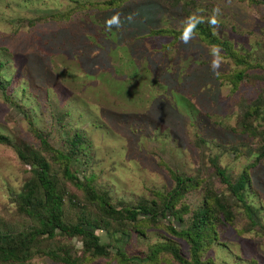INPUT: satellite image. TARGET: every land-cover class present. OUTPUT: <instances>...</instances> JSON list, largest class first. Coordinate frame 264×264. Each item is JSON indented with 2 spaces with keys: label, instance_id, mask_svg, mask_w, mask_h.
Listing matches in <instances>:
<instances>
[{
  "label": "rangeland",
  "instance_id": "374dc122",
  "mask_svg": "<svg viewBox=\"0 0 264 264\" xmlns=\"http://www.w3.org/2000/svg\"><path fill=\"white\" fill-rule=\"evenodd\" d=\"M104 1L108 0H0V62L16 86L14 101L21 106L5 100L0 91V132L15 143L38 147L22 111L32 113L35 125L49 133L50 144L62 150V141L81 129L91 149L87 164L74 162L73 167L97 191L109 192L114 207L121 202L134 206L141 198L152 199L155 191H170L174 186L170 172L200 174L207 179L203 186L234 203L204 161L218 156L219 165L237 178L254 158L256 140L241 131L239 120L264 89V80L257 78L264 75V2L193 0L187 14L182 7L189 0H128L118 9L81 8ZM215 8L220 10L219 24L212 32L230 42L236 55L247 58L244 54L249 53L248 63L254 65L236 85L233 77L244 66H237L224 51L214 73L212 46L196 35L184 43L181 37L152 34L179 31L193 20L206 21ZM66 14L70 19L49 18ZM114 16L119 23L109 27ZM42 18L49 19L29 23ZM197 138L210 144L202 149ZM50 164L51 173L59 175L57 165ZM28 170L13 149L0 145V219L14 227L24 222L13 200L20 195ZM249 174L252 193L247 201L261 208L264 221V159ZM65 189L82 199V192L71 184ZM201 199L202 191L195 190L186 203L193 209ZM64 211L69 219L77 216L67 204ZM235 212L233 226L219 229L222 245L203 253L202 260L264 264V238L242 234L248 219L241 209ZM184 219L181 227L186 228L189 215ZM172 226L179 229L178 224ZM140 229L142 235L126 230L125 235L107 236L97 231L100 241L119 249L127 262L112 250L107 258L83 264H154L145 255L157 242H174L190 259L183 240L161 227ZM52 243L51 249L66 245L81 254L79 238L56 237ZM164 253L155 264H175ZM26 264L62 263L36 257Z\"/></svg>",
  "mask_w": 264,
  "mask_h": 264
},
{
  "label": "trees",
  "instance_id": "16d2710c",
  "mask_svg": "<svg viewBox=\"0 0 264 264\" xmlns=\"http://www.w3.org/2000/svg\"><path fill=\"white\" fill-rule=\"evenodd\" d=\"M127 1L108 0L101 3H86L81 5V8L118 9ZM245 1L251 4L263 2L262 0ZM194 4L193 0L185 2L182 7L183 12L187 14ZM70 17L71 14L49 16L51 20L70 19ZM49 18L29 23L31 25L45 23ZM190 24L195 26L192 36L196 35L208 46H219L237 66H244L242 71L234 75L233 85L244 78L245 70L248 71L254 67L248 63L249 53L244 54L247 58L236 55L230 42L218 38L212 32L214 26L210 25L209 19L193 20ZM187 26L179 31L157 30L152 34H166L177 40ZM255 66L262 68L260 65ZM5 70V64L0 62V91L5 100L21 107L14 101L16 86L12 85V79L8 77ZM257 78L264 80V75ZM24 90L25 88H22V93ZM22 97L24 98L23 95ZM22 112L28 121L31 133L39 144L35 147L24 142L15 143L0 132V145L13 149L19 161L29 167L26 171L29 174L28 179L24 182L20 195L13 200L17 214L24 221L23 225L14 227L0 219V264H26L36 257H47L62 264H83L107 258L112 250L117 258L120 257L121 261L127 262L128 258H125L119 249L100 241L97 231L107 236L116 233L125 235L126 230L142 235L140 227L146 226L161 227L172 236L183 240L190 254V259L187 260L174 242H157L149 247L145 255L146 260L154 261V264L158 263L162 258L161 252H166L164 254H168L175 264H215L211 260L203 261L202 255L213 246L222 245L219 229L233 226L237 217L236 208L241 209L248 219V223L241 230L242 234L250 233L264 238L261 208L247 201L252 193L249 169L255 168L264 159V89L243 112L239 120L241 131L250 139L256 140L252 162L237 178H232L225 168L219 165L218 156L214 155L208 162L204 161L207 168L211 169L210 176H215L219 180L225 191L235 200L234 203L226 201L223 194L220 195L209 185L203 186L207 183V179L200 174L187 176L170 172L174 183L170 191L166 193L155 191L152 199L141 198L134 206L121 202L118 207H114L109 192L97 191L92 181L85 176H80L77 169L73 167L74 162L82 166L88 162L87 156L91 146L82 130H75L71 137L68 136L62 141L65 148L57 150L50 144L49 133L41 131L35 125L32 113ZM256 120L259 121L257 125L254 124ZM59 125L63 127L60 122ZM196 142L202 149L210 144L201 138H197ZM215 147L220 146L215 145ZM50 162L57 165L59 175L51 173ZM66 183L82 192L80 201L66 192ZM195 190L202 191V199L195 208L191 209L186 203V198ZM65 204L68 208L77 211L75 219H69L70 217L66 215ZM186 215H189V224L184 228L181 225ZM172 222L178 224L179 229L173 227ZM56 237L79 238L81 254H78V251L72 253L71 247L66 245L58 244L51 249L50 243Z\"/></svg>",
  "mask_w": 264,
  "mask_h": 264
},
{
  "label": "clouds",
  "instance_id": "9594fccd",
  "mask_svg": "<svg viewBox=\"0 0 264 264\" xmlns=\"http://www.w3.org/2000/svg\"><path fill=\"white\" fill-rule=\"evenodd\" d=\"M220 14V10L218 8H215L212 10V15L209 17V23L211 26H218L219 21L217 19V17ZM113 23H119L118 21V16H114L112 18V20L109 21V27H111V25ZM194 25L193 24H189L185 30L182 32L181 34V40L184 43H188L193 30H194ZM223 57L221 55V49L219 48V46L217 45H213L212 46V59H211V63H210V69L215 73L218 72V70L221 67V63H222Z\"/></svg>",
  "mask_w": 264,
  "mask_h": 264
},
{
  "label": "water",
  "instance_id": "95a60500",
  "mask_svg": "<svg viewBox=\"0 0 264 264\" xmlns=\"http://www.w3.org/2000/svg\"><path fill=\"white\" fill-rule=\"evenodd\" d=\"M264 2V0H262Z\"/></svg>",
  "mask_w": 264,
  "mask_h": 264
}]
</instances>
